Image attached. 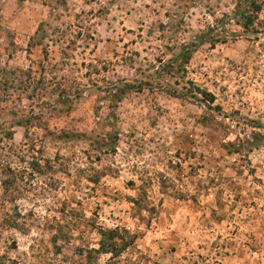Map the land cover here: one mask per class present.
<instances>
[{
    "label": "rangeland",
    "instance_id": "rangeland-1",
    "mask_svg": "<svg viewBox=\"0 0 264 264\" xmlns=\"http://www.w3.org/2000/svg\"><path fill=\"white\" fill-rule=\"evenodd\" d=\"M257 1L0 0V264H264Z\"/></svg>",
    "mask_w": 264,
    "mask_h": 264
},
{
    "label": "trees",
    "instance_id": "trees-1",
    "mask_svg": "<svg viewBox=\"0 0 264 264\" xmlns=\"http://www.w3.org/2000/svg\"><path fill=\"white\" fill-rule=\"evenodd\" d=\"M262 9L261 4L257 0H245L244 4L240 7H238L234 15L238 18V23L243 26L245 29H249L250 26L253 24L254 19L257 18V13ZM215 27L211 28L210 30H214ZM202 37L205 36V32H202ZM206 40L210 42L211 45L216 44L217 42H226L228 36L227 35H218L216 33H213V35H209ZM196 44V43H195ZM191 53L189 50H185L183 53V59L179 65V67L183 66V63H187V61L190 59ZM116 86V85H115ZM126 87V88H125ZM135 87V86H134ZM128 88H133V85L124 83V85L119 86L116 91L114 92L115 97H120V93H124L125 90ZM140 88V87H139ZM198 90V93L200 94L201 97H198V95H194L195 98H197L200 101L203 102H208V103H213L215 100L214 95L205 90L201 89L200 87H196ZM119 92V94H118ZM30 117H22L20 119L12 121V124L15 125H22L23 123L29 122ZM36 124H42L41 121ZM46 125V123L44 122ZM47 129V131L50 133L49 135L51 137L57 138V139H64V138H70L69 135L63 136L62 134L56 132V131H51L48 127L43 126ZM11 134V132L9 133ZM10 186L9 183L6 182L5 187L8 188ZM125 231L122 232L119 228H114V229H109V230H104L102 232L104 238L100 242V247L97 249H94L96 253H111L112 258L115 255L120 254V252L129 246V240L125 236Z\"/></svg>",
    "mask_w": 264,
    "mask_h": 264
}]
</instances>
